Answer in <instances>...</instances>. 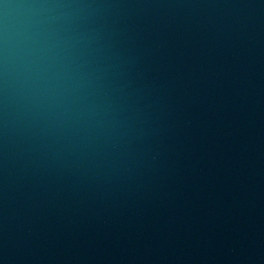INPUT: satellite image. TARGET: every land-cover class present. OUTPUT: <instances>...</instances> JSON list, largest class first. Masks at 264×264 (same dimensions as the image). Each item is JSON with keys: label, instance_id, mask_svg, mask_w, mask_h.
Masks as SVG:
<instances>
[{"label": "water", "instance_id": "1", "mask_svg": "<svg viewBox=\"0 0 264 264\" xmlns=\"http://www.w3.org/2000/svg\"><path fill=\"white\" fill-rule=\"evenodd\" d=\"M0 264H264V0H0Z\"/></svg>", "mask_w": 264, "mask_h": 264}]
</instances>
